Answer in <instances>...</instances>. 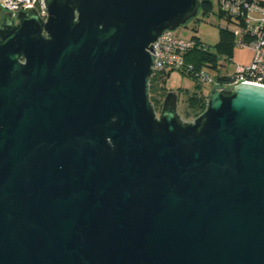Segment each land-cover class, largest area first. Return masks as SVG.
<instances>
[{"label":"water","instance_id":"1","mask_svg":"<svg viewBox=\"0 0 264 264\" xmlns=\"http://www.w3.org/2000/svg\"><path fill=\"white\" fill-rule=\"evenodd\" d=\"M44 2L0 24V264H264V85L149 97L201 1Z\"/></svg>","mask_w":264,"mask_h":264},{"label":"built area","instance_id":"2","mask_svg":"<svg viewBox=\"0 0 264 264\" xmlns=\"http://www.w3.org/2000/svg\"><path fill=\"white\" fill-rule=\"evenodd\" d=\"M221 20L233 24L232 34L235 46L248 47L252 57L248 65L240 67L231 73L213 74L210 67L195 69L186 62V54L195 47L203 49L194 38H186L172 30H164L152 43L153 73L166 70L191 73L200 84H208L212 88L231 87L240 82H251L264 85V3L258 0H217ZM25 6L34 8L42 20L48 16L44 0H0V8L15 14L25 10ZM218 69H215L216 71ZM217 76L223 77L219 83Z\"/></svg>","mask_w":264,"mask_h":264},{"label":"rangeland","instance_id":"3","mask_svg":"<svg viewBox=\"0 0 264 264\" xmlns=\"http://www.w3.org/2000/svg\"><path fill=\"white\" fill-rule=\"evenodd\" d=\"M213 9L208 16H202L200 13L197 14L198 20H190L185 25L178 27L175 32L186 38L197 37L199 41L207 46L211 52L215 51V45L219 41V28L232 29L233 24L221 20L217 15L218 2L212 0ZM252 57V51L248 47L235 46L230 56L231 60H228L227 55H221L218 59V71L210 67L213 74L218 73H231L238 70L242 66L249 64ZM164 85L171 91L177 92V110L185 120H192V117L184 118L182 112L186 105V97L188 93L198 90V82L176 70L163 71ZM211 86L208 84L201 85V91L204 94H208L211 90Z\"/></svg>","mask_w":264,"mask_h":264},{"label":"trees","instance_id":"4","mask_svg":"<svg viewBox=\"0 0 264 264\" xmlns=\"http://www.w3.org/2000/svg\"><path fill=\"white\" fill-rule=\"evenodd\" d=\"M200 1L201 6L198 13H200L202 16H208L213 9L212 0ZM217 15L220 19L222 18V15L218 10ZM196 17L193 19L198 20ZM193 38L196 40L198 45L202 44L197 37ZM234 47L235 39L232 34V30L227 28H219V41L215 45V51L211 52L207 46L205 49H203L202 47H195L186 54V62L192 64L195 69H199L203 66L216 69L218 66V59L221 58V55H227L228 60H231L230 56L232 55ZM181 72L195 79L193 74L183 71ZM223 79V77L217 76V80L219 83H222ZM201 85L202 84L198 83V86H200V88ZM200 88L187 94L186 105L182 112L184 118H194L205 109L207 95L204 94ZM167 91L168 89L164 85L163 71L153 73L149 81V97L156 110H159L163 97Z\"/></svg>","mask_w":264,"mask_h":264},{"label":"flooded vegetation","instance_id":"5","mask_svg":"<svg viewBox=\"0 0 264 264\" xmlns=\"http://www.w3.org/2000/svg\"><path fill=\"white\" fill-rule=\"evenodd\" d=\"M6 11H4L3 9L0 8V24H2V22L4 21V15H5ZM17 21L14 19V24Z\"/></svg>","mask_w":264,"mask_h":264},{"label":"crops","instance_id":"6","mask_svg":"<svg viewBox=\"0 0 264 264\" xmlns=\"http://www.w3.org/2000/svg\"><path fill=\"white\" fill-rule=\"evenodd\" d=\"M258 1H260V2L264 3V0H258Z\"/></svg>","mask_w":264,"mask_h":264}]
</instances>
